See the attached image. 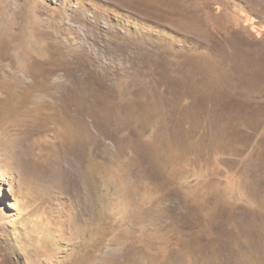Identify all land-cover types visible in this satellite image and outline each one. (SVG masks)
Segmentation results:
<instances>
[{
	"label": "rangeland",
	"instance_id": "obj_1",
	"mask_svg": "<svg viewBox=\"0 0 264 264\" xmlns=\"http://www.w3.org/2000/svg\"><path fill=\"white\" fill-rule=\"evenodd\" d=\"M0 264H264V0H0Z\"/></svg>",
	"mask_w": 264,
	"mask_h": 264
}]
</instances>
